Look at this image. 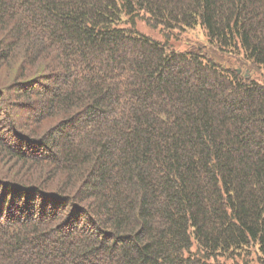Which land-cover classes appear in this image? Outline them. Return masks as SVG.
Wrapping results in <instances>:
<instances>
[{"label":"trees","instance_id":"trees-1","mask_svg":"<svg viewBox=\"0 0 264 264\" xmlns=\"http://www.w3.org/2000/svg\"><path fill=\"white\" fill-rule=\"evenodd\" d=\"M249 70L264 0H0V264H264Z\"/></svg>","mask_w":264,"mask_h":264},{"label":"rangeland","instance_id":"rangeland-1","mask_svg":"<svg viewBox=\"0 0 264 264\" xmlns=\"http://www.w3.org/2000/svg\"><path fill=\"white\" fill-rule=\"evenodd\" d=\"M137 28L145 33H148L151 36H154L159 39H166L164 32L157 28L150 26L144 19H138ZM170 43L176 49H186L189 46H194L197 44H206L208 43L205 32L201 27L195 29H189L185 31H177L173 36L170 37ZM241 68V67H238ZM248 69L242 68V71L245 73ZM248 73L251 76H254L262 81H264V70H249Z\"/></svg>","mask_w":264,"mask_h":264}]
</instances>
